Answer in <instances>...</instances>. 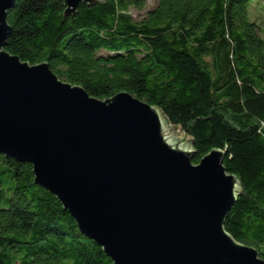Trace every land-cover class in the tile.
<instances>
[{"label": "trees", "instance_id": "1", "mask_svg": "<svg viewBox=\"0 0 264 264\" xmlns=\"http://www.w3.org/2000/svg\"><path fill=\"white\" fill-rule=\"evenodd\" d=\"M99 1L63 17L62 0H16L5 51L97 99L128 92L157 106L194 164L223 152L241 185L224 229L264 261V0ZM0 264L112 262L31 165L0 155Z\"/></svg>", "mask_w": 264, "mask_h": 264}, {"label": "water", "instance_id": "2", "mask_svg": "<svg viewBox=\"0 0 264 264\" xmlns=\"http://www.w3.org/2000/svg\"><path fill=\"white\" fill-rule=\"evenodd\" d=\"M15 1L0 0V155L31 165L112 264H264L224 229L241 185L223 152L194 164L192 142L157 106L128 92L97 99L5 51ZM83 2L101 3L62 0V16Z\"/></svg>", "mask_w": 264, "mask_h": 264}, {"label": "rangeland", "instance_id": "3", "mask_svg": "<svg viewBox=\"0 0 264 264\" xmlns=\"http://www.w3.org/2000/svg\"><path fill=\"white\" fill-rule=\"evenodd\" d=\"M152 4H153V1L152 0H148L146 8L151 7ZM133 13H134V15H138V13H142V11L133 10Z\"/></svg>", "mask_w": 264, "mask_h": 264}]
</instances>
